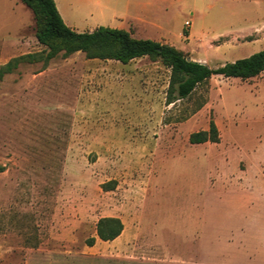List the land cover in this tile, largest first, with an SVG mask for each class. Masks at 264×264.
I'll use <instances>...</instances> for the list:
<instances>
[{"label":"rangeland","instance_id":"374dc122","mask_svg":"<svg viewBox=\"0 0 264 264\" xmlns=\"http://www.w3.org/2000/svg\"><path fill=\"white\" fill-rule=\"evenodd\" d=\"M54 1L76 31L135 26L132 36L212 67L264 48V0ZM45 50L31 9L0 0V65ZM169 74L158 58L121 63L75 51L22 61L0 78V264L201 259L169 224L198 210L197 187L221 184L207 175L216 165H228L232 181H264V70L246 79L212 75L167 104ZM210 118L219 140L189 143ZM108 215L121 216L126 228L101 241L96 222Z\"/></svg>","mask_w":264,"mask_h":264},{"label":"trees","instance_id":"16d2710c","mask_svg":"<svg viewBox=\"0 0 264 264\" xmlns=\"http://www.w3.org/2000/svg\"><path fill=\"white\" fill-rule=\"evenodd\" d=\"M28 6L35 19V37L46 46L44 53H26L10 58L0 65V78L13 71L20 62L43 60L47 63L57 54L67 56L75 51L84 53L85 58L114 60L127 63L137 57L158 58L170 68L165 101L167 104L187 97L193 89L206 82L212 75L246 79L264 70V48L248 56L224 62L215 67L204 62L187 58L188 55L173 45L160 43L149 38H136L123 28L96 26L91 31H76L68 26L58 12L54 0H21ZM218 128L209 119L205 129L188 135L189 143L205 141L217 142ZM119 217L103 216L96 222V236L101 240H111L122 230ZM94 239L88 241L93 244Z\"/></svg>","mask_w":264,"mask_h":264},{"label":"crops","instance_id":"0c3cea01","mask_svg":"<svg viewBox=\"0 0 264 264\" xmlns=\"http://www.w3.org/2000/svg\"><path fill=\"white\" fill-rule=\"evenodd\" d=\"M112 15L121 20L128 17L124 12L114 11ZM133 19L148 21L138 15L133 16ZM149 22L154 24L151 20ZM134 29L135 26H130L127 30L132 35ZM228 168V165H216L210 169L208 178L215 176L221 184L207 182L206 185L197 187L195 191L201 200L196 205L198 210L177 217L169 226L178 237L181 236L182 244L191 246L192 255H201L196 264H264V210L259 204L264 181H232L230 177L234 174H227ZM245 173L244 169L235 171L239 181ZM259 176L264 178V173L261 172ZM221 178L226 182L221 181ZM249 202H256V205L251 209L244 208ZM218 206L226 207V210H217ZM108 216L119 217L123 224L121 232L111 239L116 240L126 226L121 216Z\"/></svg>","mask_w":264,"mask_h":264},{"label":"built area","instance_id":"2783aa9c","mask_svg":"<svg viewBox=\"0 0 264 264\" xmlns=\"http://www.w3.org/2000/svg\"><path fill=\"white\" fill-rule=\"evenodd\" d=\"M185 24H188V22H187V21H185Z\"/></svg>","mask_w":264,"mask_h":264},{"label":"water","instance_id":"95a60500","mask_svg":"<svg viewBox=\"0 0 264 264\" xmlns=\"http://www.w3.org/2000/svg\"><path fill=\"white\" fill-rule=\"evenodd\" d=\"M187 58H189V57H187Z\"/></svg>","mask_w":264,"mask_h":264}]
</instances>
